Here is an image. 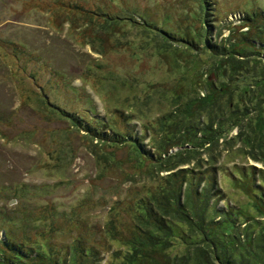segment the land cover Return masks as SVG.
Listing matches in <instances>:
<instances>
[{
	"label": "rangeland",
	"instance_id": "374dc122",
	"mask_svg": "<svg viewBox=\"0 0 264 264\" xmlns=\"http://www.w3.org/2000/svg\"><path fill=\"white\" fill-rule=\"evenodd\" d=\"M66 1L0 0V255L7 254V249L11 248L9 243L21 245L27 254L42 258L47 255V249L62 248L64 251L59 252L64 253L50 259L49 264H53L56 258H70L72 250L78 247L95 248L101 251L102 264H114L111 254L121 246L111 242L112 249L105 251L106 223L113 220L123 223V211L131 208V200H145L146 185L151 187L156 181L124 180L115 171L125 164L115 149L107 146L108 150L93 154L92 147L87 148L90 143L81 139H93V135L81 133L78 136L75 130L67 135L66 126L55 121L58 113L63 111L68 117L81 120L99 114L98 118L104 119L110 110L117 108L124 118L115 121L122 120L117 126L121 132L130 129L132 124L140 131L137 121L127 118L128 115L152 122L177 107L187 111L194 109L197 104L191 101L200 96L205 85L212 81L217 86L221 84L216 77L225 69L220 62L222 58L225 57V61L230 57L241 61L251 58L244 53L247 46L244 37L260 36L255 48L250 49L261 50L262 55L256 60L264 62V0H206L201 17L199 14L191 17L197 22L188 36L192 43L170 39L167 43L150 32L136 29L130 22L117 24L115 21L114 26L108 27L103 21L118 15L134 20L135 16L128 10L134 4L139 11H148L151 17L154 14L149 10L166 3L173 12L178 6L188 13L193 0H182L191 3L68 0L74 7L66 6ZM72 10L81 13L69 19L67 11ZM93 10L99 13L94 21L88 18ZM135 20L138 23V19ZM156 20H160L159 15ZM184 28L188 30V26H181L180 31L185 32ZM193 43L196 49L188 50L187 45L191 47ZM221 54L225 56L221 58ZM246 68L251 79L260 74L253 60ZM227 70L229 68L225 70L226 75ZM34 78L38 86L34 85ZM226 81L227 78L221 82ZM39 86L47 96V105L55 110L49 109L51 122L42 119L43 112L48 111L44 109ZM237 91L247 92L245 107L258 95L255 89ZM87 101L90 109H86ZM259 110L249 112L247 119H260ZM161 127L155 125L154 128ZM258 127L256 124L257 130ZM234 136L235 130L231 128L229 137ZM148 143L149 137L144 140V150L153 154ZM106 144L99 145L102 148ZM240 148L241 144L230 143L227 149L231 152H224L217 167L225 171L218 184L227 195L220 206L224 208L231 203L230 207L240 206L247 215V221L245 218L237 220V230L244 243L247 230L257 235L261 230L264 232V219L259 216L264 214V189H259L261 181L255 179L254 185L253 178L242 179L240 173H248L253 168L264 172V166L251 161L249 151ZM177 151L174 149L171 154ZM94 156L101 164H97ZM130 164H135L134 160ZM152 169L148 167V171ZM155 169L157 167L152 171ZM188 169L185 166L176 172ZM149 208L153 206L146 208L147 213L151 211ZM255 221L258 224H254ZM150 222L155 225L148 224L147 228L157 229L155 220ZM175 222L171 226L173 237L162 256L190 254L196 259L195 243L186 234L187 223L182 219ZM157 230L156 235L162 238L163 234ZM237 230L232 229V236L239 238ZM11 254L14 255V251L11 250L9 256ZM31 262L30 258V262L24 264ZM40 264L44 262L41 260Z\"/></svg>",
	"mask_w": 264,
	"mask_h": 264
},
{
	"label": "trees",
	"instance_id": "16d2710c",
	"mask_svg": "<svg viewBox=\"0 0 264 264\" xmlns=\"http://www.w3.org/2000/svg\"><path fill=\"white\" fill-rule=\"evenodd\" d=\"M179 1L180 3H191L190 1ZM193 2L192 9L188 13H184V7L176 6V11L173 12L167 3L158 5L153 7L152 11L149 10V13L154 14L153 17L146 10L139 11L134 4L128 10L130 14L135 16V19H138V23L135 19L118 14L115 18L108 17L103 22L110 27L114 26L115 21L117 24L127 21L136 29L150 32L157 38H163L167 43L169 39L180 42L190 41L188 36L192 29L197 26L196 20L193 21L191 17L198 16V14L201 17V9H204L206 0H193ZM66 6L74 7L75 5H72V1L68 2L67 0ZM77 8L79 7L76 6ZM93 11L88 18L94 21L99 13L97 10ZM67 13L69 19H72L81 11L72 10L67 11ZM157 15L160 16V20H156ZM139 23L140 25H138ZM181 26H188V30L186 31L187 28H184L185 32L180 31ZM252 29L255 30V27ZM256 36L243 38L247 45L244 53L250 55L251 58L241 61L238 57H230L225 61V57L222 58L225 55H220L222 58L220 62L224 63L225 69L221 70L216 78L221 84L217 86V83L214 84L212 81L211 84L205 85L200 94L202 97L198 95L191 101V104L193 102L197 104L194 109L187 111L184 107H177L175 110L172 109L167 116L158 117L152 122H143V118L140 116L135 118L128 115L127 118L134 122L137 121L140 131L136 125L132 124L130 129L120 132L117 126H120L122 120L119 119L117 123L115 121L116 118H124L120 117L123 115L117 108L110 110L104 119L98 118L99 114L92 116L94 118L89 120H81L79 117H68L63 111L58 113L55 121L66 126L64 130L68 132L67 135L73 130L77 131L78 136L81 133H84L85 136L93 135V139L81 137L83 141L91 144L87 148L92 147L90 150L93 149V154L97 151L108 150L107 146L116 150L114 152L124 159L122 163L125 164H122L123 168L117 167L115 171L120 173L118 175H121L124 180H133V178L141 180L144 178L148 181H156L151 187L146 185L148 196L145 200L143 198L131 200V208L123 211V218H121L123 223H117L114 220L106 223L108 239L106 240L107 246H105L106 243L103 244L105 251L113 246L111 242L119 243L121 246L118 250L113 249L111 254L114 264H264V232L261 230L260 234L257 235L256 233L251 234V229L247 230L245 233L249 235L244 236L243 243L241 233L237 230L239 227L237 220L240 221L242 218L248 220L247 215L243 213V208L240 206L239 208L237 206L230 207L231 203H227L225 205L227 207L224 206V208L220 206L222 202L226 201L227 195L218 184L219 178L222 173L225 174V171L217 167L224 152L228 154L231 152L227 149L230 143L241 144L243 150L249 151L248 156L251 161L264 166V91H262L264 90V62L256 60L260 59L261 50L256 49L257 52H255L250 49L251 46L253 49L255 48L257 38H260L259 35ZM261 41L263 40L261 39ZM194 44L191 47L187 45L188 50L194 51L196 49V44ZM252 60L254 64L257 62L260 73L253 79L248 76L246 68L252 63ZM212 62L214 65L215 61L212 60ZM226 68H229L227 75ZM89 75L93 74L89 73ZM226 78V82H221ZM248 79L251 81L249 82ZM33 81L35 82L34 85L38 86L35 78ZM244 81L247 83L242 86ZM39 88L40 93H42L40 86ZM254 89L258 90L259 96H253L251 101L247 103L248 107H245L248 94L237 90L253 91ZM41 95L44 99V109L48 111L43 112L44 118L42 119L50 121L49 109L51 112L55 110L47 105L46 94L42 93ZM86 105V109H90L88 101ZM258 108L260 110L257 112V117L260 119H247L248 113H252ZM126 112L137 116L132 111ZM83 118L85 117L83 116ZM207 123L208 125L205 126ZM97 124L101 127L97 128ZM256 124H259L258 130ZM155 125L162 127L155 129ZM231 128L235 130V136L230 138L229 130ZM148 137V146L150 150L154 151L153 154L151 151L145 152L144 150L143 143ZM101 143L107 144L101 148L99 145ZM174 149L178 151L171 154ZM132 157H134L132 160L135 163L133 165L130 164ZM94 159L98 165L101 164L95 156ZM149 166L153 169L157 167V169L148 171ZM185 166H188L189 169L176 172L178 168ZM249 172L251 173L247 176L246 174ZM248 173L242 171L240 177L242 179L253 178L254 185L255 179L259 180L262 183L259 189H264V172L253 168L252 170L249 169ZM162 174L165 175L162 176ZM256 199L263 205L262 200L257 195ZM148 206H153V208H149L151 211L147 213L146 208ZM212 211L213 213H211ZM259 216L264 219V214ZM179 218L187 223L186 234L198 243L194 249L198 253L196 259H193L190 254L171 258L162 256L163 252L167 250L168 243H170L169 239L173 237L171 226L177 223L175 221L179 222ZM150 220H155L158 225L157 229L163 234L162 238L156 235V232H159L157 229L147 228L146 225L148 224L155 225ZM254 224H258V222L255 221ZM232 229L233 231L237 230L239 238L235 235L232 236ZM15 245L9 243L11 248L7 249V254H4L3 257L0 255V264H24L26 261L30 262V258L31 264H40L41 260L44 264H49V261L55 259L53 256L64 253L62 248L52 251L47 249V255L38 253L42 256L44 254L45 258L37 255L33 257L27 254L21 245ZM40 248L44 252V248ZM11 250L14 251L15 256L13 254L9 256ZM60 250L63 251L59 252ZM100 253V249L86 250L78 247L72 250L70 258H63V256L56 258L57 260L53 264H102L103 258Z\"/></svg>",
	"mask_w": 264,
	"mask_h": 264
},
{
	"label": "bare ground",
	"instance_id": "6f19581e",
	"mask_svg": "<svg viewBox=\"0 0 264 264\" xmlns=\"http://www.w3.org/2000/svg\"><path fill=\"white\" fill-rule=\"evenodd\" d=\"M192 241L194 242V240H192ZM194 243H195V244H194L195 247H197V246H198V243H197L196 241H195Z\"/></svg>",
	"mask_w": 264,
	"mask_h": 264
}]
</instances>
